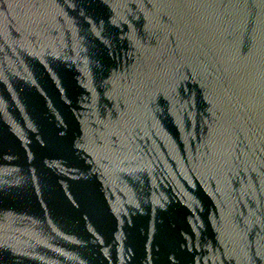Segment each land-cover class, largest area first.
Segmentation results:
<instances>
[{"label": "water", "instance_id": "water-1", "mask_svg": "<svg viewBox=\"0 0 264 264\" xmlns=\"http://www.w3.org/2000/svg\"><path fill=\"white\" fill-rule=\"evenodd\" d=\"M0 264H264V0H0Z\"/></svg>", "mask_w": 264, "mask_h": 264}]
</instances>
